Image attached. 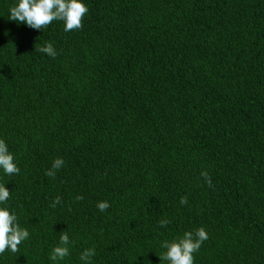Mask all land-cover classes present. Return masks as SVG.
<instances>
[{"label":"trees","instance_id":"1","mask_svg":"<svg viewBox=\"0 0 264 264\" xmlns=\"http://www.w3.org/2000/svg\"><path fill=\"white\" fill-rule=\"evenodd\" d=\"M15 3L0 0V139L20 171L0 169V206L29 237L0 264H53L62 231L55 264L87 248L167 264L161 242L198 227L195 264H264V0H83L68 32L8 19Z\"/></svg>","mask_w":264,"mask_h":264},{"label":"clouds","instance_id":"2","mask_svg":"<svg viewBox=\"0 0 264 264\" xmlns=\"http://www.w3.org/2000/svg\"><path fill=\"white\" fill-rule=\"evenodd\" d=\"M87 12L88 8L83 0H16V3L9 8L8 19L17 23H24L36 30H42L54 20H60L63 21L64 31L68 32L83 27L82 21ZM35 50L52 58L57 55L51 42H45L42 46L36 47ZM63 165V159L57 157L52 162L51 168L45 171V175L55 178L56 172ZM0 169L8 176L18 174L20 171L14 162L13 154L8 150L3 139H0ZM200 176L209 187H212V180L207 171H201ZM9 197L10 191L5 187V183H0V205H6ZM75 199L81 200L83 197L77 195ZM60 203L61 198L57 196L50 207L55 208ZM180 203L186 204L187 197L181 196ZM96 206L101 212L110 207L107 201H99ZM169 223L171 221L166 218L159 221L161 227H165ZM28 237L29 231L20 226L17 215L10 212L6 206H0V255L7 250L18 253L20 251L19 245ZM207 239L206 230L203 227H198L194 231H185L182 236L163 240L160 246L165 251L158 255L159 260L165 261L167 264H195L193 254L201 248ZM70 243L68 234L62 231L58 245L52 249L49 256L53 264L69 255L68 245ZM95 254L93 248H87L80 254L79 259L84 264H92L91 258Z\"/></svg>","mask_w":264,"mask_h":264}]
</instances>
